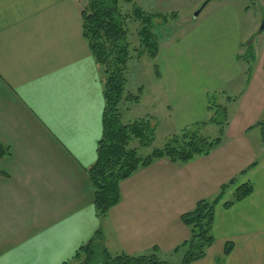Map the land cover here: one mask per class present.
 Wrapping results in <instances>:
<instances>
[{
  "label": "crops",
  "instance_id": "1",
  "mask_svg": "<svg viewBox=\"0 0 264 264\" xmlns=\"http://www.w3.org/2000/svg\"><path fill=\"white\" fill-rule=\"evenodd\" d=\"M86 2L0 0V264L72 262L99 230L111 255L183 258L173 253L191 235L182 216L234 178L216 207V241L191 264H264V142L257 126L264 122V65L243 62L240 9L209 18L200 31L230 38L221 75L211 61L182 64L185 56L167 52L157 59L162 107L176 131L196 129L214 115L210 104L222 105L229 114L222 144L186 164L159 160L140 169L121 183V202L101 220L88 169L97 161L105 100L102 69L83 35ZM193 45L183 47L191 52ZM201 70L212 79L199 83ZM182 78L190 84L183 87ZM224 86L235 93L219 92ZM213 128L218 138L217 125L202 133ZM246 183L253 194L226 209Z\"/></svg>",
  "mask_w": 264,
  "mask_h": 264
},
{
  "label": "trees",
  "instance_id": "2",
  "mask_svg": "<svg viewBox=\"0 0 264 264\" xmlns=\"http://www.w3.org/2000/svg\"><path fill=\"white\" fill-rule=\"evenodd\" d=\"M125 6L131 8L130 13H126ZM175 16L176 14L168 16L147 12L135 0H87L81 10L84 38L103 72V133L98 142L97 161L88 169L94 188V205L101 220L121 202V183L140 169L147 168L159 160H168L174 164L189 163L196 158L210 155L224 140L229 114L227 107L222 105L210 104L208 109L213 111L214 115L208 121L199 123L194 130H183L168 140L163 148L153 147L158 126L151 120L140 119L130 124L123 121L122 104L135 105L142 99V94L135 96L126 91L129 63L136 52L130 41V23H139L138 37L141 46L155 59L159 54V44L154 34V21H168ZM155 70L156 75L160 77L157 66ZM208 125L220 127L218 138L209 139L203 135L202 128ZM257 126L262 129L264 142V122L258 123ZM134 142H139L138 147H133ZM142 148H152L151 153L142 156ZM4 149L0 144V158L4 156ZM256 165L257 163H254L249 169ZM236 184L237 179H232L222 186L213 200L199 201L194 210L182 216V221L190 229L191 235L173 252L183 253L181 264H191L206 257L209 248L216 241V207ZM253 192L254 186L251 183L239 186L232 199L224 204L225 208L233 207ZM232 251L233 245H227L225 254L229 255ZM158 252L157 249L154 250V253ZM82 259L84 260L80 264H167V261H162L155 254L111 255L104 248L101 230L76 253L74 260Z\"/></svg>",
  "mask_w": 264,
  "mask_h": 264
},
{
  "label": "rangeland",
  "instance_id": "3",
  "mask_svg": "<svg viewBox=\"0 0 264 264\" xmlns=\"http://www.w3.org/2000/svg\"><path fill=\"white\" fill-rule=\"evenodd\" d=\"M135 2L147 12L168 16L176 14L175 17H171L168 21H163L162 19L154 21V34L159 44L158 56L167 52L168 57L172 55L171 59L178 56L180 60L179 54H181L185 56L184 61H180L182 64H186L187 61L191 60L190 58L193 61L204 60L206 65H211V61L218 64L220 75L222 68L219 65L226 61L230 38L226 37V34L222 35L221 38L202 34L200 31L205 28L209 18H213L219 13H224L230 7L236 9V11L240 9L241 39L247 40L243 44L240 53L243 56V62L250 63L257 68L264 65V31H261L264 21V0H206L201 5L197 4V0H135ZM205 4L206 6L202 10L201 15H199L200 17H195V14ZM125 10L126 13H130L131 8L125 6ZM138 29L139 23H130V41L132 48L136 49V52L133 54V60L129 63L126 91L135 96L142 94V97L145 94H154L156 91L154 94L156 98L154 99L153 97L151 100L148 99L149 97L145 98L139 107L138 104H122L123 121L126 124H130L143 117V119L151 120L157 126L160 123L153 147L163 148L168 140L180 132L176 131L169 114L162 107L163 98L160 96V84L157 81L161 77V69L157 61L158 56L152 59L145 48L141 46ZM249 33L251 35H248ZM232 39H234V36H232ZM187 43L194 44V49L191 48V52L184 49ZM156 66L159 68L160 77L156 75ZM208 79H212V77L201 70L199 83H203V81ZM181 81L183 87L190 84L187 78H182ZM219 92H225L230 95L235 93V90L232 86H224ZM211 101L213 102L214 98ZM151 113L157 116L159 119L158 123L154 117L148 116ZM204 136L215 139L217 137L216 128L208 130ZM138 143L134 142L133 147H138ZM152 148H142L140 149V154L147 156L151 153ZM167 259V264H181L183 260L181 255H175ZM83 260H74L70 264H80Z\"/></svg>",
  "mask_w": 264,
  "mask_h": 264
},
{
  "label": "water",
  "instance_id": "4",
  "mask_svg": "<svg viewBox=\"0 0 264 264\" xmlns=\"http://www.w3.org/2000/svg\"><path fill=\"white\" fill-rule=\"evenodd\" d=\"M206 4H207V3H206ZM206 4L203 5L202 8H201V9L195 14V17H198V16H199V14H200L201 11L204 9V7L206 6ZM261 31H264V21H263L262 26H261Z\"/></svg>",
  "mask_w": 264,
  "mask_h": 264
}]
</instances>
